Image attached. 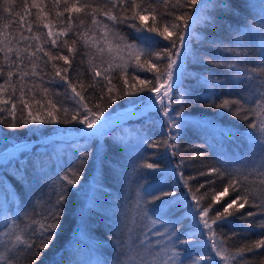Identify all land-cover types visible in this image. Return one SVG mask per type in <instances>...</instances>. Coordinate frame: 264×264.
Masks as SVG:
<instances>
[{"label": "snow or ice", "instance_id": "1", "mask_svg": "<svg viewBox=\"0 0 264 264\" xmlns=\"http://www.w3.org/2000/svg\"><path fill=\"white\" fill-rule=\"evenodd\" d=\"M55 6L56 22L50 19L51 13L45 11V6L33 0L31 5L24 4V15L19 16L18 33L12 31L11 23L0 24V124L12 130L31 127L34 133L39 131L42 134L45 126L68 125L70 127L59 129L67 138L68 147H74L71 142L72 131H76L81 139L95 136L96 129L110 119L109 109L113 104L125 96H133L148 107L155 108L158 105L157 111L164 118L162 132L164 125L167 128L165 139L149 141L147 146H163L166 153L171 149L172 157H176L178 148L174 142L184 123L183 105L189 102L191 96L181 89V83L186 73L185 64L192 54L190 46L192 38L196 36L197 24L213 32L226 26L235 33L229 41L234 47L208 36L203 37L201 42L206 40L209 47L235 58L239 63L256 65L243 69L246 77L238 81L242 92L237 94L236 99H223L220 103L213 101L208 106L226 110L245 122H249L252 116L257 117L248 126L259 134L258 138L253 135L249 140L254 145L258 142L260 159L241 162L222 151L218 152L215 165L197 173L205 177V180L195 190L189 183L195 177H185L183 167L192 160L206 159L203 153L189 157L187 161L181 159L175 167L170 166V175L173 177L177 176L179 170L176 185L167 190V181L148 185L144 195L151 199L145 200L138 193L136 200L137 213L152 226L149 231L156 239L149 241L145 234L144 239L138 241L142 252L137 262L136 256L132 255L134 241L131 230L125 221L123 227L113 233V236L121 233L127 235L124 240L118 238L114 241L119 249L114 258L115 264H185V259H190L191 264H211L213 260L215 264H248L244 260L246 254L264 252V234L251 244L233 251L225 247L230 237L221 239L222 234L216 231L218 227L231 224L238 214L242 218L264 216V16L258 25L245 24L241 29L215 16L205 15L209 7L236 15V9L229 0H220L217 5H209L206 0H162V3L161 0H55ZM12 7L6 0L3 12L11 16ZM260 7L264 11V3ZM31 8L38 10V19L48 20L42 25L47 30L46 38L43 33L33 34V28L39 25L26 22ZM5 18L0 16V20ZM120 26L129 28L140 42L129 43L128 37L120 31ZM257 28L262 43L256 49L255 56L250 57L243 44L253 40ZM68 37H71V44ZM163 41L167 42L166 46L154 50ZM65 50L67 54H64ZM114 50L126 53V56L119 57L120 63H116V58L111 55ZM77 56L83 57L79 61L82 71L74 67ZM197 62L236 68V64L223 65L215 56L201 55ZM105 64L107 67H104ZM130 69L134 72H151L154 79H140L139 75L130 78ZM116 72L120 73L121 84L113 83L116 78L113 74ZM86 74L90 77L87 86L81 79ZM133 81H137L139 86ZM229 83L232 84L231 81ZM238 85L232 84L233 87ZM89 88L95 90L92 96L88 95ZM141 93L147 95L141 96ZM93 98L95 104L91 103ZM105 100L106 105L103 103ZM128 103L135 107L136 100ZM72 125L79 127L73 129ZM89 148L92 146L79 149L72 167L57 178L56 183L62 187L58 192L53 187L46 200L42 201L44 207L38 220L32 218L36 213L29 212L24 213L23 221H19L18 216L9 217L10 208L0 204V218L6 225L5 230L0 232V238L7 237V240H0V247L4 249L0 251V264H19L17 254L21 250L29 254L25 257L28 264H38L44 250L52 246L61 229L64 206L70 202V192L81 183L92 156L95 154L102 160L98 144L92 151ZM106 151L107 146L104 149ZM29 163L34 170L40 168L42 172L41 161H23L16 170L19 175H14L21 188H25ZM235 164H241V167H235ZM141 167L151 170L146 175L157 172L164 175L157 163H145ZM224 180L227 183L221 190H216L214 186L217 181ZM177 185L186 191H179ZM2 186L3 181H0ZM205 188L208 190L199 194ZM99 190V187L94 189ZM226 197L233 198L222 203ZM94 206L95 196H92L81 210L92 211ZM246 207H253L257 211L241 212ZM175 211L181 215L171 216ZM189 216L194 231L184 232L186 238L182 239L177 225ZM157 225L164 228V231L157 230ZM254 230L264 233V221L256 225L255 229L251 226L247 229L249 232ZM197 242L204 245L207 255L183 257V246ZM97 247H103V244ZM144 255L150 259L145 261ZM92 264H108V261L106 258H97ZM260 264H264V259Z\"/></svg>", "mask_w": 264, "mask_h": 264}, {"label": "trees", "instance_id": "2", "mask_svg": "<svg viewBox=\"0 0 264 264\" xmlns=\"http://www.w3.org/2000/svg\"><path fill=\"white\" fill-rule=\"evenodd\" d=\"M37 4L45 6V11L51 13L50 19L56 22L55 18V0H35ZM220 0H206L209 5H217ZM232 7L236 9L237 14H225L215 7H209L205 10V15L215 16L218 20H224L227 24H231L234 28L239 26L244 28L245 24L258 25L261 17L264 16L260 5L264 0H229ZM6 0H0V16L6 17L0 20V24L11 23L14 33L20 31L19 16L24 15L23 7L27 3L31 5L33 0H7L13 7L10 9L11 16H7L3 12ZM162 3V0H161ZM60 10H63L61 6ZM39 13L36 8L30 9V16H26V22H31L39 27L33 28V34H44L46 38L47 30L42 27L48 20L38 19ZM148 23H151L148 21ZM58 30V29H54ZM120 31L128 37V42H136L137 37L126 26H120ZM196 36L192 38L191 51L188 61L185 64V77L181 83V89L191 94L188 103L183 105V120L180 133L174 142L177 145L178 153L176 157H172L171 149L165 152L163 146L159 148L148 147L149 141L165 139L164 132L167 131L164 125L162 132L163 116L157 109H150L146 114L139 115L135 118L128 119L108 130H106L101 138H77L71 140L74 147H68L67 141H59L48 144H35L30 150L23 151L18 157L10 158L4 164H0V181L3 186L0 187V204L10 208L9 217H19V221H23L24 213H36L33 219H39V214L43 210L42 201L46 200L48 194L53 187L58 192L62 185L57 184V178L62 176L75 163V157H78L79 149L100 146L102 160L97 155H93L91 163L86 166L85 173L81 179V183L70 192V202L64 206V216L62 218V226L57 239L49 249L44 250L38 264H92L97 258H106L107 261L117 255L119 249L114 244L116 239L124 240L127 238L126 233L119 236H113V233L122 228L125 221L131 230V238L133 241L137 238L138 232L142 229L144 220L136 211V200L138 193L144 196L145 200L151 197L144 195L145 188L148 185H158L162 181H167L166 190L172 185H176L179 176L170 175L171 167H175L181 159L188 160L189 157L203 153L207 158L203 160H192L183 167L185 177H195L189 180L193 190L204 182L205 177L198 176L197 173L205 171L207 167L214 166L218 152H224L236 161L259 160L260 150L258 142L254 145L250 142V136H259L255 129H250L248 123L257 117L252 116L249 122H245L237 117L232 116L226 110L209 107L213 101L220 103L223 99H236L237 94L242 92V87L238 85L239 79L245 78V68L255 67V63H239L235 58L224 54L216 48L208 46L207 41L203 43L201 39L205 36L214 37L222 40L230 47L229 41L234 38L235 33L231 32L226 26H221L215 32L210 28L197 24L195 26ZM27 35V32L25 31ZM199 37V39L197 38ZM253 40L243 44V48L248 51L249 56H255L256 49L261 47V37L257 31L253 33ZM71 44V37L67 38ZM167 44L166 41L159 43L158 49H162ZM64 54H67L66 50ZM112 57L116 58L115 62L120 63L119 57L126 53L112 52ZM215 56L223 65L236 64V68L229 69L225 66L217 67L215 64L198 63L199 57ZM82 56H77L74 67L83 70L79 61ZM62 63V62H61ZM104 67H107L105 64ZM163 70V65H161ZM75 75V73H74ZM114 84H121L119 79L120 73L113 74ZM129 77L139 75L140 79L153 80L154 76L151 72H134L131 69L128 73ZM87 86L90 83V77L87 74L81 77ZM237 84L233 87L232 84ZM136 82L138 85L137 81ZM139 86V85H138ZM63 91L62 89H59ZM95 90L89 88L88 95L92 96ZM247 95V93H244ZM146 96L147 93H141ZM199 98V99H198ZM63 99V97H61ZM136 100L135 107L130 105L128 101ZM91 103L95 104L96 100L91 99ZM106 105V100L103 102ZM144 103L133 96H125L117 100L109 112L125 110L127 108H137ZM234 110V106H233ZM247 115V113H245ZM68 125L45 126L43 134L39 131L33 132L31 127H23L16 130L7 128L0 124V153L20 141H34L42 137L60 133V128H68ZM73 129L79 125H72ZM231 133V135H229ZM116 142V143H114ZM118 144V146H117ZM105 146L107 151L104 152ZM89 148V151H92ZM41 161L42 172L40 168L33 169L29 163L27 167V177L25 188H21L20 183L14 178L18 176L17 169L20 168L23 161ZM103 162V175L101 177V163ZM145 163H157L164 175L159 172L152 175H146L151 170L141 167ZM171 166V167H170ZM235 167H241V164H235ZM252 165H249L251 167ZM212 179V177H207ZM99 181V185L97 184ZM227 180L217 181L214 186L216 190H221ZM97 187L99 191H94ZM179 188V185H177ZM208 189H202L201 193ZM179 191H186L179 188ZM95 196V206L92 211L86 209L82 211V206L86 204L88 198ZM55 199V196L52 197ZM233 197H226L222 203L228 202ZM190 199V198H189ZM219 207V206H218ZM257 211L253 207H246L241 212ZM171 216H179L181 213L175 211ZM215 215V213H212ZM167 219V218H166ZM264 221V216H254L242 218L239 214L233 218L231 224L218 227L216 231L221 233V239L230 237L225 244L235 251L238 248L251 244L259 239L260 231H247L251 226H255ZM161 228L159 225H157ZM181 238L184 232L194 231L191 217L184 219L182 224H178ZM3 229V228H2ZM1 230V229H0ZM164 230V229H163ZM162 230V231H163ZM199 237V233H197ZM206 238V237H205ZM103 247H97L98 244ZM186 249V250H185ZM183 257H196L198 255H207L204 251L202 243H190L181 249ZM19 264H28L25 258L28 253L23 250L18 254ZM264 259V252L257 254H246L244 260L248 264H260ZM185 264H191L190 259H185ZM215 264V260L211 262Z\"/></svg>", "mask_w": 264, "mask_h": 264}, {"label": "rangeland", "instance_id": "3", "mask_svg": "<svg viewBox=\"0 0 264 264\" xmlns=\"http://www.w3.org/2000/svg\"><path fill=\"white\" fill-rule=\"evenodd\" d=\"M165 103L167 104L168 101L166 100ZM158 107H159L158 105L155 108H153V107H148L146 104H142L137 110L135 108L130 107V108H127L125 110L116 111L115 113H112L110 119H108L104 125H101L100 128L96 129L95 136H91V137H87V138L99 137L98 135L101 132H104L105 130H107L108 127L116 124L117 122L123 121L127 118H131L134 116L137 117L139 115H143V114L147 113V111L149 109H157ZM161 115H162V113H161ZM88 131H91V130H88ZM77 138H80L79 134L77 132L71 134V140L77 139ZM59 141H67V138L62 134L54 133V134L42 137V138L34 140V141H20V142L12 145L8 149H6L5 151L0 153V164H4L10 158L18 157L23 151L30 150L35 144H39V143H41V144H48L49 143L50 144V143L59 142ZM151 227L152 226L150 224H148L146 221H144L142 229L138 232L137 238L134 240V244H133L134 252L132 253V255L136 256L137 262L140 259L139 254L142 252V249H140L138 247V241L144 239L145 234H147V238L149 241H153L156 239L155 237H153L151 235V232L149 231V229ZM5 228H6V225L3 224L2 218H0V229H1L0 232L4 231ZM156 228L159 231H162L164 229V228H159L158 226H156ZM0 240H7V237H2V238H0ZM145 246H147V245H145ZM0 251H4V249L2 247H0ZM123 258L124 257H121V259H123ZM143 259L145 261H147L150 259V257L147 255H144ZM108 264H115V261L112 262V259L110 258L108 261Z\"/></svg>", "mask_w": 264, "mask_h": 264}, {"label": "bare ground", "instance_id": "4", "mask_svg": "<svg viewBox=\"0 0 264 264\" xmlns=\"http://www.w3.org/2000/svg\"><path fill=\"white\" fill-rule=\"evenodd\" d=\"M139 107L135 108L136 110L138 109Z\"/></svg>", "mask_w": 264, "mask_h": 264}]
</instances>
